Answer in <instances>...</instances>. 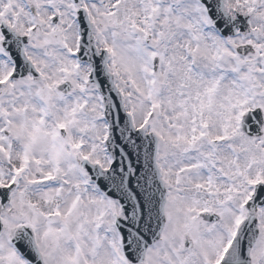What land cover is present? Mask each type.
I'll return each mask as SVG.
<instances>
[{"label":"snow or ice","instance_id":"snow-or-ice-1","mask_svg":"<svg viewBox=\"0 0 264 264\" xmlns=\"http://www.w3.org/2000/svg\"><path fill=\"white\" fill-rule=\"evenodd\" d=\"M0 264H264V0H0Z\"/></svg>","mask_w":264,"mask_h":264}]
</instances>
